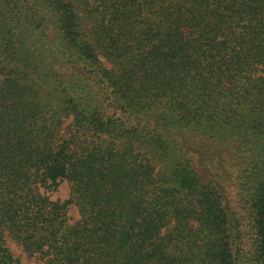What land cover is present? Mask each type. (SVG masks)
<instances>
[{"label": "trees", "instance_id": "1", "mask_svg": "<svg viewBox=\"0 0 264 264\" xmlns=\"http://www.w3.org/2000/svg\"><path fill=\"white\" fill-rule=\"evenodd\" d=\"M63 180L65 201L43 192ZM9 238L45 264H264V0H0V264H19Z\"/></svg>", "mask_w": 264, "mask_h": 264}, {"label": "rangeland", "instance_id": "2", "mask_svg": "<svg viewBox=\"0 0 264 264\" xmlns=\"http://www.w3.org/2000/svg\"><path fill=\"white\" fill-rule=\"evenodd\" d=\"M231 171L223 172L222 170H217L216 174L222 177V182H225L228 186L226 188V198L227 200L236 208L238 215L242 217V227H244L245 231H248L251 228L250 219L248 217L247 211L243 209L240 204L242 202V195L239 193V188L234 182L233 176H237L236 168L238 166L231 167ZM43 192L48 195L52 200L57 202H63L70 196L71 188L70 183L67 180L61 181L58 186L51 187V188H43ZM68 215L70 217V221L74 222L75 220L79 219V212L76 206L71 205L68 209ZM251 231V229L249 230ZM244 233V232H243ZM245 242H246V249L250 248V243H252V235L244 233ZM8 246L10 247L11 251L13 252L15 258H17L19 264H45V259L39 253H31L26 251L22 245L18 244L12 238L7 240ZM245 245V243L243 242ZM245 247V246H244Z\"/></svg>", "mask_w": 264, "mask_h": 264}]
</instances>
